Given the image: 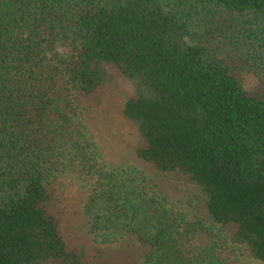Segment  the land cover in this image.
I'll use <instances>...</instances> for the list:
<instances>
[{
    "label": "trees",
    "instance_id": "obj_1",
    "mask_svg": "<svg viewBox=\"0 0 264 264\" xmlns=\"http://www.w3.org/2000/svg\"><path fill=\"white\" fill-rule=\"evenodd\" d=\"M115 75L138 83L136 158L196 186L203 212L106 161L93 125ZM63 172L90 189L97 243L264 264V0H0V264H84L52 211Z\"/></svg>",
    "mask_w": 264,
    "mask_h": 264
},
{
    "label": "rangeland",
    "instance_id": "obj_2",
    "mask_svg": "<svg viewBox=\"0 0 264 264\" xmlns=\"http://www.w3.org/2000/svg\"><path fill=\"white\" fill-rule=\"evenodd\" d=\"M137 89L136 80L118 75L110 77L103 88L101 114L96 116L93 134L104 152L105 159L110 166L130 165L145 171L150 180L152 179L155 189L166 190L170 203L184 208L190 215H198L204 210V195L196 186L175 174L152 170L136 158L138 128L125 118L123 108L126 100L135 95ZM52 189L55 195L54 202H51L52 211L60 217L67 247L84 264H146L140 256V243L135 238L125 237L105 245L102 244L101 237L98 243L94 240L85 213L90 189L77 174L60 173L53 181ZM235 256L243 264H262L250 257L244 248H237Z\"/></svg>",
    "mask_w": 264,
    "mask_h": 264
}]
</instances>
